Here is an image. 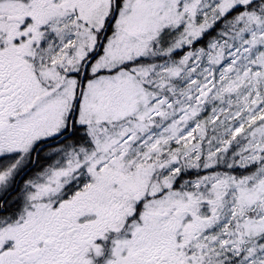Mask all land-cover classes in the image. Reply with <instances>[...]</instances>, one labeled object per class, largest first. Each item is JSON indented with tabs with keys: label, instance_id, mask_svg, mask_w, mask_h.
<instances>
[{
	"label": "snow or ice",
	"instance_id": "snow-or-ice-1",
	"mask_svg": "<svg viewBox=\"0 0 264 264\" xmlns=\"http://www.w3.org/2000/svg\"><path fill=\"white\" fill-rule=\"evenodd\" d=\"M0 264H264V0H0Z\"/></svg>",
	"mask_w": 264,
	"mask_h": 264
}]
</instances>
